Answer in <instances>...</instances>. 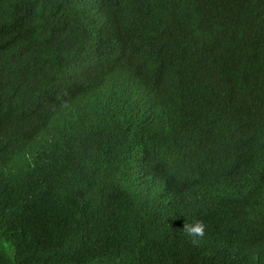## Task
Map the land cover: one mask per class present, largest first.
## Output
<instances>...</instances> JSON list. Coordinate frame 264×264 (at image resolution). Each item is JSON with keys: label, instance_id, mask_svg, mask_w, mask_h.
<instances>
[{"label": "trees", "instance_id": "1", "mask_svg": "<svg viewBox=\"0 0 264 264\" xmlns=\"http://www.w3.org/2000/svg\"><path fill=\"white\" fill-rule=\"evenodd\" d=\"M148 30L158 35L152 41ZM112 66L141 75L140 86L90 85ZM19 75L79 95L82 123L69 128L75 157L64 164L61 134L38 133L48 144L36 181L32 165L0 156V264H210L177 255L167 240H189L183 227L193 218L207 225L197 251L220 264H264V0H0V131L29 133L18 116L26 100L14 87ZM215 88L235 104L195 106L193 90L207 100ZM160 107L169 116L159 117ZM225 110L230 119L212 126ZM178 111L213 143L190 161L157 148L156 119L176 120ZM145 137L154 150L145 179L163 207L135 203L125 161ZM225 147L240 150L249 189L244 203L229 198L221 211L198 180L185 187L180 178L203 173Z\"/></svg>", "mask_w": 264, "mask_h": 264}, {"label": "clouds", "instance_id": "2", "mask_svg": "<svg viewBox=\"0 0 264 264\" xmlns=\"http://www.w3.org/2000/svg\"><path fill=\"white\" fill-rule=\"evenodd\" d=\"M117 23L118 18L115 17L113 26ZM146 35H148L146 39L151 41L158 36L153 30L146 31ZM140 47L141 50L138 53L143 54L142 42L140 43ZM153 60L156 64L149 68L155 67L160 62L158 54L154 56ZM146 61L147 58L142 56L140 64L142 65ZM102 74L107 77V80H99L96 74H94L90 85L99 88L112 78L120 80L121 85L124 87L131 85L138 88L141 84L139 78L141 75H128L123 70L113 68V66ZM14 87L26 97L18 116L25 117V120L28 121L23 126L29 133H19L17 129V131H0V156L12 158L14 165L18 168L23 167L25 164L32 165L30 179L36 181L38 167L35 162L41 153L40 145L46 147L48 144L46 137L41 142L39 141L38 133H43L49 129L58 131L61 134L59 140H64L68 149V152L62 159L63 164L69 158L74 160L76 138L69 141L72 135L69 128L78 127L82 123L77 119L80 113L78 102L81 103V97L74 93L70 94L61 83H30L27 78L21 75L15 80ZM206 95L207 100H205L202 91L193 90L191 99L199 109L205 107L221 109L223 103L235 104L234 101H236L234 95L222 88H215L213 91L208 89L206 90ZM14 106L16 108L17 104L15 103ZM158 111L159 117L169 116L165 107H160ZM227 112V110L224 113L219 112L216 115V119H212L210 124L215 126L217 122L229 120L230 114L228 115ZM178 117H182L181 111H178L176 120L156 119L154 124L156 126V133L158 134L156 139L157 148L161 151L167 152L169 150L170 153H177L179 158L187 161L193 160L202 153L209 151L213 144L212 141L199 138L201 134H206L207 130L202 126L183 121V119H177ZM135 153V156L130 158V162L128 160L125 161L128 169L131 171V178L134 181L133 193L135 203L139 205L143 201L149 200L163 207L161 195L152 193L145 179V176L149 173L154 153L146 137L139 142ZM243 162L244 159L239 149H232L231 151L230 147H225L221 155L209 159L203 173L195 177H181L180 180L185 187H187L189 179L198 180L200 195L214 209L225 211L229 209L225 204L229 198H234L237 204L244 203L245 201L249 184H243V182L249 180V174L244 169ZM71 165H74V161ZM183 231L190 238L189 240L186 238L177 239L175 235L167 238L174 245L173 251H177V255L188 252L197 253L210 264L218 262L213 255L197 251V249H200L199 244L207 231V225L203 220L195 218L190 222L187 220Z\"/></svg>", "mask_w": 264, "mask_h": 264}]
</instances>
